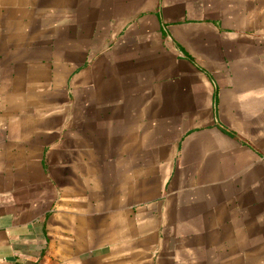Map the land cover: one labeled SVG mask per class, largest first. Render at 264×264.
I'll list each match as a JSON object with an SVG mask.
<instances>
[{"label":"crops","instance_id":"0c3cea01","mask_svg":"<svg viewBox=\"0 0 264 264\" xmlns=\"http://www.w3.org/2000/svg\"><path fill=\"white\" fill-rule=\"evenodd\" d=\"M0 264H264V0H0Z\"/></svg>","mask_w":264,"mask_h":264}]
</instances>
